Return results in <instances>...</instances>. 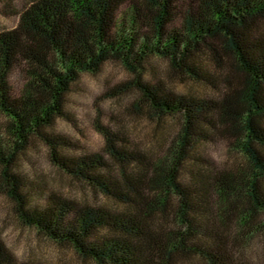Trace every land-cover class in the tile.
<instances>
[{"label": "trees", "instance_id": "trees-1", "mask_svg": "<svg viewBox=\"0 0 264 264\" xmlns=\"http://www.w3.org/2000/svg\"><path fill=\"white\" fill-rule=\"evenodd\" d=\"M152 58L215 90L213 72L227 65L225 89L176 95L144 78ZM108 62L133 75L129 110L154 124L153 150L104 131L101 154L69 155L53 126L80 74ZM11 72L23 82L18 97ZM0 116V190L13 214L86 264H246L244 240H264V0H31L0 32ZM221 128L244 168L205 162L200 148ZM36 143L111 206L43 196L20 172ZM0 264L32 263L0 242Z\"/></svg>", "mask_w": 264, "mask_h": 264}, {"label": "rangeland", "instance_id": "rangeland-1", "mask_svg": "<svg viewBox=\"0 0 264 264\" xmlns=\"http://www.w3.org/2000/svg\"><path fill=\"white\" fill-rule=\"evenodd\" d=\"M30 2L31 0H0V32L14 28L20 12ZM125 13L126 9L122 8L119 16ZM228 70L226 65L223 71L213 72L216 90L170 75L167 64L157 58L150 60L143 76L145 79L153 77L155 82L164 85L176 95L217 98L224 88L223 79ZM132 79L133 75L114 62L105 63L94 74H80L66 96L65 117L57 119L52 129L53 134L65 137L73 145L67 149L69 155L101 154L104 131L116 134L121 132L129 138L133 146L148 153L152 152L156 139L154 124L144 113L135 114L129 110L135 99L130 83ZM7 86L12 97H18L22 93L23 82L17 72L10 73ZM2 120L0 116V122ZM234 141L221 128L201 146L200 153L205 162L216 169L244 168ZM20 172L30 183L43 189V196L53 193L76 203L111 206L100 196L89 192L84 185L61 173L50 163L47 150L41 144L36 143L25 153L20 163ZM214 197L217 205L216 194ZM0 242L19 263L86 264L69 247L52 243L36 230L21 224L1 190ZM243 243L240 252L246 264H264V240L261 234L252 233Z\"/></svg>", "mask_w": 264, "mask_h": 264}]
</instances>
